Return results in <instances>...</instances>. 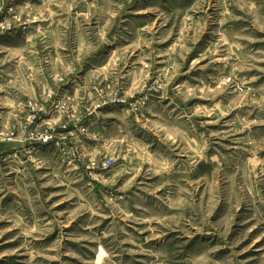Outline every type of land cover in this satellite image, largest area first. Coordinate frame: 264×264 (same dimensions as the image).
I'll list each match as a JSON object with an SVG mask.
<instances>
[{
    "label": "rangeland",
    "instance_id": "1",
    "mask_svg": "<svg viewBox=\"0 0 264 264\" xmlns=\"http://www.w3.org/2000/svg\"><path fill=\"white\" fill-rule=\"evenodd\" d=\"M0 264H264V0H0Z\"/></svg>",
    "mask_w": 264,
    "mask_h": 264
}]
</instances>
